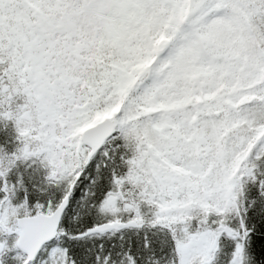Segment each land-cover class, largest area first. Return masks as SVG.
<instances>
[{
	"label": "snow or ice",
	"instance_id": "snow-or-ice-1",
	"mask_svg": "<svg viewBox=\"0 0 264 264\" xmlns=\"http://www.w3.org/2000/svg\"><path fill=\"white\" fill-rule=\"evenodd\" d=\"M0 264H264V0H0Z\"/></svg>",
	"mask_w": 264,
	"mask_h": 264
}]
</instances>
